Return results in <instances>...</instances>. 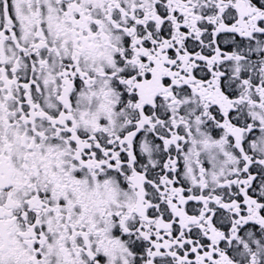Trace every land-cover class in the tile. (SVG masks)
I'll use <instances>...</instances> for the list:
<instances>
[{"label": "snow or ice", "instance_id": "obj_1", "mask_svg": "<svg viewBox=\"0 0 264 264\" xmlns=\"http://www.w3.org/2000/svg\"><path fill=\"white\" fill-rule=\"evenodd\" d=\"M0 264H264V0H0Z\"/></svg>", "mask_w": 264, "mask_h": 264}]
</instances>
